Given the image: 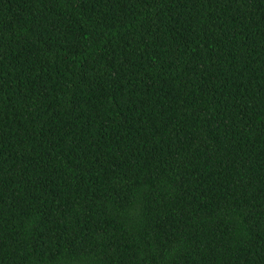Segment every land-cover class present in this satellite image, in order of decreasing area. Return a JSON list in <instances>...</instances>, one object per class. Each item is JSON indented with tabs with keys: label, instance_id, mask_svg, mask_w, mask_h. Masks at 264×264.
Wrapping results in <instances>:
<instances>
[{
	"label": "trees",
	"instance_id": "trees-1",
	"mask_svg": "<svg viewBox=\"0 0 264 264\" xmlns=\"http://www.w3.org/2000/svg\"><path fill=\"white\" fill-rule=\"evenodd\" d=\"M0 264H264V0H0Z\"/></svg>",
	"mask_w": 264,
	"mask_h": 264
}]
</instances>
